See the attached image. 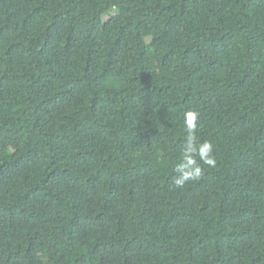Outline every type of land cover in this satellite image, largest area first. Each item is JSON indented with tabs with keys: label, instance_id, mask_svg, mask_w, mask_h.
Returning a JSON list of instances; mask_svg holds the SVG:
<instances>
[{
	"label": "trees",
	"instance_id": "obj_1",
	"mask_svg": "<svg viewBox=\"0 0 264 264\" xmlns=\"http://www.w3.org/2000/svg\"><path fill=\"white\" fill-rule=\"evenodd\" d=\"M0 264H264V0H0Z\"/></svg>",
	"mask_w": 264,
	"mask_h": 264
},
{
	"label": "clouds",
	"instance_id": "obj_2",
	"mask_svg": "<svg viewBox=\"0 0 264 264\" xmlns=\"http://www.w3.org/2000/svg\"><path fill=\"white\" fill-rule=\"evenodd\" d=\"M199 115L196 110L183 113L185 142L181 148L179 162L174 165L176 176L173 182L178 188H183L187 182L200 180L204 174L202 165L216 167L213 142L201 141L197 136Z\"/></svg>",
	"mask_w": 264,
	"mask_h": 264
}]
</instances>
